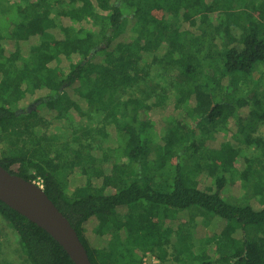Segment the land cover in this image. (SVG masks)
Segmentation results:
<instances>
[{
    "label": "trees",
    "instance_id": "obj_1",
    "mask_svg": "<svg viewBox=\"0 0 264 264\" xmlns=\"http://www.w3.org/2000/svg\"><path fill=\"white\" fill-rule=\"evenodd\" d=\"M9 1L0 165L42 181L91 263L264 264V137L246 133L264 126V0ZM215 132L231 136L209 147ZM0 220L28 264H74L2 201Z\"/></svg>",
    "mask_w": 264,
    "mask_h": 264
},
{
    "label": "water",
    "instance_id": "obj_2",
    "mask_svg": "<svg viewBox=\"0 0 264 264\" xmlns=\"http://www.w3.org/2000/svg\"><path fill=\"white\" fill-rule=\"evenodd\" d=\"M0 201L47 232L74 264H92L76 230L43 187L9 173L0 165Z\"/></svg>",
    "mask_w": 264,
    "mask_h": 264
},
{
    "label": "rangeland",
    "instance_id": "obj_3",
    "mask_svg": "<svg viewBox=\"0 0 264 264\" xmlns=\"http://www.w3.org/2000/svg\"><path fill=\"white\" fill-rule=\"evenodd\" d=\"M0 2L2 4H4L5 9H7L6 6H11V3L9 0L8 1H2L1 0ZM0 11H1L0 12L1 21L4 22L3 15L5 16V12L2 10H0ZM52 16L54 17L55 15L52 14ZM131 24L132 23H129L128 28H130ZM156 71H157L156 69H152V76L155 77ZM75 98L77 99V97H75ZM169 101L170 100H168L165 103V107H163L162 109L158 108L160 110L154 108L151 111V114L159 115L161 118L163 117V119H165L166 116H168L169 114L175 113L176 110H173V108H172L173 106H172V104L170 106ZM170 111H172V112H170ZM98 120H99V118L96 117L93 122H89L88 126H90V127L97 126L98 124H96V123H98ZM95 128H96L95 130H97L100 127L97 126ZM254 129H255V127L252 124H249L247 129H246V133L250 132V133H252L253 136L261 135L264 137V126L257 127V130H255V132H253ZM108 132H109V137L105 141V145L107 148H114L116 145V138L113 134V130L110 128V129H108ZM232 132L235 133V129H232ZM230 136H231L230 134L228 136H225L224 134H222V133L220 134L218 132L212 133L209 137L208 145H209V147H217L224 140H226L227 138H230ZM238 137L240 139H242L243 135H240ZM242 147H245V145H242ZM0 149H3V150L8 149L7 143L4 141L2 143H0ZM88 156L91 157L89 155V152L87 151V153H85V158ZM85 158L83 160L84 162H87V163L91 162V159L85 160ZM89 166L92 168L91 165H89ZM60 180H61L62 184L65 186V188H67L68 182H67V179L65 177L64 172H63V175L60 177ZM241 184L242 185H240L239 182H236V183L230 182L227 185L226 189L224 190L223 196H225L226 199H228L229 201H237V202L245 201L246 199L249 198L248 188L247 189L245 187L243 188V185H245L244 182H241ZM74 186H75V184L69 183L70 189H72ZM245 186H247V185H245ZM217 230H219L218 227L216 228L212 225L211 222L210 223L208 222L204 228L202 227L200 229V234L201 235L204 234L205 237L209 238L214 233H216ZM107 236L109 238H112L113 232L109 231ZM141 255H142V261L145 262L146 264H153V259L156 258V256L154 254H151V253H145V254H141ZM0 264H28L21 254V251H20V248L18 246L15 235L1 220H0ZM158 264H162V263L159 262ZM165 264H175V262L172 260L171 257H169L168 261Z\"/></svg>",
    "mask_w": 264,
    "mask_h": 264
},
{
    "label": "built area",
    "instance_id": "obj_4",
    "mask_svg": "<svg viewBox=\"0 0 264 264\" xmlns=\"http://www.w3.org/2000/svg\"><path fill=\"white\" fill-rule=\"evenodd\" d=\"M35 182V184H37L39 187H43L42 186V181L40 180V179H38L37 181H34ZM146 260V259H145ZM159 263V261H158V259L157 258H155V259H153V264H158ZM143 264H146L145 262H143Z\"/></svg>",
    "mask_w": 264,
    "mask_h": 264
}]
</instances>
